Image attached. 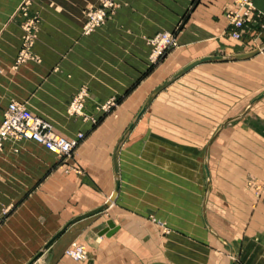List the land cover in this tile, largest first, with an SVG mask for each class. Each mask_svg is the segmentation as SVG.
<instances>
[{"label": "crops", "instance_id": "obj_1", "mask_svg": "<svg viewBox=\"0 0 264 264\" xmlns=\"http://www.w3.org/2000/svg\"><path fill=\"white\" fill-rule=\"evenodd\" d=\"M21 1L0 0V121L16 102L56 134L83 139L67 158L31 141L3 143L0 264H28L67 222L103 206L114 180L110 205L70 225L33 264H264V97L242 113L234 104L247 66L205 63L184 73L125 136L116 175L111 162L154 88L197 59L237 54L225 18L232 0H116L114 15L87 36L84 11L97 0H28L27 17ZM254 5L264 16V0ZM27 18L36 22L15 63ZM259 27L243 29L244 49L264 43ZM161 32L175 48L154 66L146 41ZM80 89L82 113L69 115ZM107 222L115 231L99 235ZM71 242L85 246L84 263L62 255Z\"/></svg>", "mask_w": 264, "mask_h": 264}, {"label": "built area", "instance_id": "obj_2", "mask_svg": "<svg viewBox=\"0 0 264 264\" xmlns=\"http://www.w3.org/2000/svg\"><path fill=\"white\" fill-rule=\"evenodd\" d=\"M232 2L233 8L227 11L225 15L228 23L227 35L230 39L242 42V31L251 23L260 24L259 29L264 31V16L256 10L254 0H232ZM27 6L28 2L25 0L18 8L24 17H27ZM114 8V0H99V6L96 9L86 12L82 34H91L103 24ZM261 21H263L262 24ZM35 22V18H27L22 25L25 35L15 63H20L26 55L25 48L30 44V34ZM147 44L149 46L148 60L152 63L164 51L171 48L174 42L171 34L158 33L149 38ZM85 97L86 91L84 89L78 90L69 102L66 112L69 115L79 116ZM110 105L111 101L107 102L102 109L106 110ZM82 139L83 135L81 133H77L69 139L56 134L48 122L31 115L24 105L16 102L7 104L0 121V149L6 141H31L59 158H67ZM156 225L162 227L160 222H156ZM85 253V246L77 242L70 243L64 251L65 256L73 262L83 261L86 256Z\"/></svg>", "mask_w": 264, "mask_h": 264}, {"label": "water", "instance_id": "obj_3", "mask_svg": "<svg viewBox=\"0 0 264 264\" xmlns=\"http://www.w3.org/2000/svg\"><path fill=\"white\" fill-rule=\"evenodd\" d=\"M264 51V44L256 49H253L249 52H245V53H239V54H228V55H214V56H208V57H204V58H200L197 59L191 63H188L187 65H185L183 68H181L180 70L176 71L169 79L165 80L164 82H162L159 86H157L156 88H154L150 94L147 96V98L145 99L144 103L142 104L140 110L138 111V113L135 115V117L133 118L132 122L129 124V126L126 128L125 132L123 133V135L119 138V140L117 141V144L114 147V150L112 152V156H111V162H112V170H113V174L116 175V154H117V150L120 146V144L123 142L125 136L131 131L134 123L141 117V115L144 113V111L147 109L148 105L150 104L151 100L154 98V96L159 93L162 89L166 88L168 85H170L173 81H175L177 78H179L180 76H182L184 73H186L187 71L195 68L198 65L201 64H205V63H227V62H241V61H246L249 59L254 58L255 56L259 55L260 53H262ZM264 97V92L262 94H260L257 98H255L252 101V104L259 101L260 99H262ZM230 121L225 122L224 124H222L221 128L218 130V132L226 125L228 124ZM204 171H205V176L207 178V180H209V172H208V167L207 164H204ZM117 190V181L114 180V188H113V192L111 193V195L109 196L107 202L95 209L92 210L86 214L77 216L75 218H73L72 220H70L69 222H67L50 240H48V242L43 246V248L40 250V252H38L29 262L28 264H33L40 256L41 254L47 250V248L54 242L57 240V238L73 223L93 216L97 213L102 212L103 210H105L111 203V201L113 200L115 193ZM115 231V227L113 226V224L111 222H107L106 224V229L102 230L99 235H105V236H109L112 235V233ZM230 264H232V262H230Z\"/></svg>", "mask_w": 264, "mask_h": 264}, {"label": "rangeland", "instance_id": "obj_4", "mask_svg": "<svg viewBox=\"0 0 264 264\" xmlns=\"http://www.w3.org/2000/svg\"><path fill=\"white\" fill-rule=\"evenodd\" d=\"M23 1H25V0H22L21 2H20V4L23 2ZM27 2H28V0H26ZM114 3H115V8H114V10H113V12L112 13H110V15L104 20V22H103V24L105 23V21L106 20H108V19H110L113 15H114V13L116 12V10H117V8H118V5H117V1L116 0H114ZM19 4V5H20ZM19 5H18V8H19ZM28 5H29V3H28ZM99 6V0H97V2H96V5L94 6V7H91V8H88V9H86L85 11H84V21H83V24H84V22H85V15H86V12H88L89 10H93V9H96L97 7ZM83 24H82V26H83ZM102 24V25H103ZM102 25H100L98 28H100ZM82 26H81V30H80V34L82 35V36H87V35H83L82 34ZM98 28H96V29H98ZM95 29V30H96ZM94 30V31H95ZM93 31V32H94ZM162 33V32H161ZM156 34H158V33H156ZM155 34V35H156ZM89 35V34H88ZM148 40V39H147ZM231 40V42L234 44V45H240V48L238 47V49L236 50L237 52V54H239V53H245V52H249V51H251V49H244V47L242 46L243 44H242V42H237V41H235V40H232V39H230ZM174 42V41H173ZM146 44H147V41H146ZM257 45H258V48L259 47H261L262 45L260 44V42L258 41L257 43H256ZM148 45V44H147ZM242 47V48H241ZM253 47H255V46H253ZM174 48H175V45H173L171 48H169L168 50H166V51H164L154 62H152V64L154 65V66H159V65H161L162 64V62L163 61H165V59L172 53V51L174 50ZM257 58H260L259 60L258 59H255V60H258L257 61V63H253L254 61H247V62H240V63H238V62H227V63H225L226 65H224V66H228V67H237V69L236 70H238V72H244V70L245 69H243L242 70V68L241 67H239V66H247L246 68V70L247 71H249V77H246L247 78V81H244L245 79H238L237 80V83H236V87H237V89L239 90L238 92V94H236V103H234L235 104V108H237L236 109V111H238L239 113L241 112H243L245 109H247L248 108V106L251 104V101L253 100V99H255V98H257L262 92H264V51L262 52V54H260V56L259 57H257ZM250 82V83H249ZM251 84V87H249V85ZM78 91V90H77ZM87 95V94H86ZM86 98V97H85ZM85 100V99H84ZM223 101V100H222ZM264 102V98L262 99V100H260L259 102ZM83 103H84V101H83ZM228 101L225 103V102H222V105L224 104V105H228ZM230 104V103H229ZM231 105H232V103H231ZM114 106H115V101H111V105L107 108V110L106 111H110V110H112L113 108H114ZM247 107V108H246ZM82 108H83V104H82ZM232 108H234V106L232 107ZM67 109V108H66ZM81 113H82V109H81V112H80V115H81ZM79 115V116H80ZM149 220L151 221V222H153L154 224H156V222H159V220L158 219H155V218H153V217H150L149 218ZM158 220V221H157ZM162 224V227H159L160 228V231H161V234L162 235H164V234H167L168 232H167V229H166V227H165V225L163 224V223H161ZM72 243V242H71ZM68 246H69V244H68ZM67 246V247H68ZM66 247V248H67ZM65 248V249H66ZM65 249L63 250V252H62V255L64 256V257H66L65 256V254H64V251H65ZM85 251H86V249H85ZM86 254V256H85V259L83 260V261H81V262H75V263H84L86 260H87V253H85ZM67 259H69L68 257H66ZM70 260V259H69ZM71 261V260H70ZM73 262V261H72Z\"/></svg>", "mask_w": 264, "mask_h": 264}]
</instances>
